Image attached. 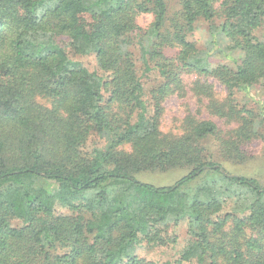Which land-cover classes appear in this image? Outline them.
<instances>
[{"label": "trees", "instance_id": "1", "mask_svg": "<svg viewBox=\"0 0 264 264\" xmlns=\"http://www.w3.org/2000/svg\"><path fill=\"white\" fill-rule=\"evenodd\" d=\"M172 1L0 0V264H154L138 246L174 243L165 232L181 221L188 243L180 261L264 264V185L206 153L200 141L219 132L213 120L164 134L125 51L137 17L153 13L155 46L179 48L182 68L216 76L232 95L235 88L249 95L256 84L264 89V40L254 35L264 23V0H175L179 9L166 27ZM200 19L209 22L203 50L188 39ZM60 34L112 71L108 97V82L71 59ZM140 45L146 58L151 50ZM227 48L241 51L235 67H212V55ZM163 59L156 62L168 79L162 93L181 79ZM230 113L242 124L220 152L243 160L254 123L264 121V102L259 111L232 103ZM93 137L107 144L89 148ZM174 168L190 171L170 186L137 178ZM228 202L232 211L222 213Z\"/></svg>", "mask_w": 264, "mask_h": 264}, {"label": "rangeland", "instance_id": "2", "mask_svg": "<svg viewBox=\"0 0 264 264\" xmlns=\"http://www.w3.org/2000/svg\"><path fill=\"white\" fill-rule=\"evenodd\" d=\"M179 9V4L173 0L171 2L170 14L166 27H169L172 17ZM153 13H142L137 17V30L132 35L131 42L125 51L132 53L135 68L138 77L144 86V98L146 100L150 114L159 111L160 127L164 134L181 135L189 130L190 123L193 120H213L219 128L216 136L207 140L200 141V145L206 149V153L211 155L213 160L222 164L224 168L234 175H243L256 179L264 185V121L254 123V129L257 134L251 140L244 142L243 149L246 155L243 160L226 158L220 152V143L223 139L234 135L235 131L241 126L242 120L230 113V105L235 103L238 108L246 106L247 108L260 110V104L264 102V89L261 84H256L251 93L238 88L233 89L234 94L221 80L214 75H205L199 72L190 71L182 68L178 60L179 48L170 45H157L158 38L153 34ZM254 35L264 40V23L254 31ZM188 39L195 41L198 48L203 50L208 46L209 41V22L200 19L195 24L194 30L188 33ZM57 42L66 50L69 57L80 62L90 71L103 76L108 82L107 91H104L105 97L109 96L108 88L112 79V71L102 68L98 62L95 53H81L77 51L71 38L68 35L60 34L56 37ZM227 41V42H226ZM224 46L229 41L226 40ZM140 42L147 44L151 52L145 58L141 51ZM229 54V55H227ZM241 55V51H227L225 53H215L210 58L212 67L225 65L230 68L235 67V59ZM169 58L173 61L170 69L181 75L180 83H173L171 90L163 92L162 88L168 81L159 71L156 62H161L163 58ZM146 59V60H145ZM234 99V102L232 100ZM39 100L47 106L52 105L49 98L39 97ZM111 111V109H109ZM113 112H119L124 115L123 109H114ZM100 140V139H99ZM95 144L104 146L107 144L105 139L98 141L93 137L88 142V147ZM126 149H130L129 146ZM188 168H174L167 171L148 170L137 174V178L143 182L156 186H170L176 183L181 177L188 174ZM233 203L228 202L222 209V213L232 211ZM67 208H60L57 213H70ZM15 225H21V222L14 221ZM166 235L176 238V241L170 245H156L142 242L138 246L137 253L140 257L151 260L154 264H197L195 260L180 261L181 251L188 243V232L186 221H181L176 225H170L167 228Z\"/></svg>", "mask_w": 264, "mask_h": 264}]
</instances>
